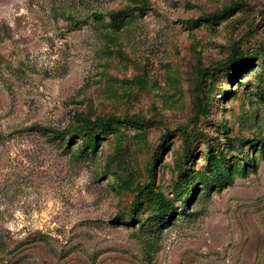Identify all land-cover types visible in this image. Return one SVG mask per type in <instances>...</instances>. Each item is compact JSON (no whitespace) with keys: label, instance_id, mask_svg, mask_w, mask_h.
<instances>
[{"label":"rangeland","instance_id":"obj_1","mask_svg":"<svg viewBox=\"0 0 264 264\" xmlns=\"http://www.w3.org/2000/svg\"><path fill=\"white\" fill-rule=\"evenodd\" d=\"M75 114L153 123L87 155L35 130ZM155 193L174 220L151 234ZM0 264H264V0H0Z\"/></svg>","mask_w":264,"mask_h":264},{"label":"trees","instance_id":"obj_2","mask_svg":"<svg viewBox=\"0 0 264 264\" xmlns=\"http://www.w3.org/2000/svg\"><path fill=\"white\" fill-rule=\"evenodd\" d=\"M232 8H224L221 11H218L214 14V16H222L223 18L230 15ZM127 16V12L124 10L118 11L116 14L111 15V23L114 26H119L124 17ZM209 17H204L203 19H197L195 21L189 20L187 23L195 24L200 21H208ZM199 74H211L210 70L207 69H199ZM197 108L196 117L203 114L201 102L197 100ZM75 124L68 125L63 130L48 128V127H39L36 126L35 130L39 132L41 135L46 136L50 142H54L58 145H62V143L67 146L74 142L75 139H79V148L80 152L85 155L89 153H95L96 149L100 145V138L102 136L111 134L115 128V126H131L135 128H140L143 126H147L153 123L151 119L144 118L140 115H124L123 117H97L95 119H91L90 117L83 116L81 114L74 115ZM182 141L184 151L189 149V137L185 130L182 131ZM166 138V137H165ZM165 138L161 140V143L165 141ZM207 158L211 159V154L209 152L206 153ZM191 168L188 169V171ZM206 172L200 173V181L202 184V188L205 191H209L210 189L220 186L224 180H227L231 175L233 170L228 168L225 169L224 165L220 162H214L209 167L206 166ZM207 172H214L213 179L207 176ZM148 177L149 182L146 184V188L149 191L153 190V180H154V171L151 167H148ZM116 179V184L120 185L122 188L128 189L129 186L126 185L125 181L121 179L119 175H114ZM193 189L187 190L188 195L192 198L194 195L192 194ZM151 206L149 214L142 220L138 221L139 228L144 229L146 232L151 234H157L166 224H169L174 220V208L171 204L164 202V199L161 197L159 193L153 194L152 198H150ZM186 206V202H180V206L184 208ZM142 208V202L139 201V198L136 196L131 203L129 211L121 212L117 217L121 224L125 226L132 225L134 221L138 220V212Z\"/></svg>","mask_w":264,"mask_h":264}]
</instances>
